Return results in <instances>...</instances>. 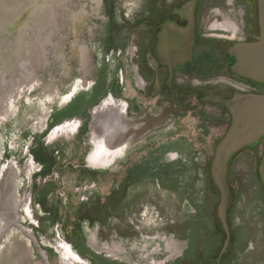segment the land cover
<instances>
[{"label":"flooded vegetation","instance_id":"flooded-vegetation-1","mask_svg":"<svg viewBox=\"0 0 264 264\" xmlns=\"http://www.w3.org/2000/svg\"><path fill=\"white\" fill-rule=\"evenodd\" d=\"M80 1L83 6L79 12L74 8L70 16L71 54L76 64L70 90L63 96L62 105L42 112L45 122L40 129L27 136L19 153L10 156L18 158L23 184L30 193V197L24 196L20 215L15 199L11 202L6 190L8 185L15 187L17 175L10 176L9 167L2 171L0 186L5 188L0 192V238L9 228H17L29 238L33 250L35 240H39L35 251L44 257L54 252L60 264L70 260L74 264L78 260L72 259L77 257L70 254L81 256L83 251L87 261L80 264H124L96 254L103 249L117 256L124 250L119 244L104 243L99 248L94 235L88 237L85 233L80 248L69 240L63 221H74L73 230L78 227L79 232L85 222L87 229L104 226L111 218L121 219L131 210L123 204L119 212L111 210L113 199H128L129 191L144 189L151 183L169 196L174 176L180 192L190 196L202 189L200 194L205 199L209 188H200L203 183L199 177L206 168L210 173L212 157L234 117L226 102L238 96L264 94V80L245 74L246 69L260 66L252 55L263 50L264 0ZM22 2L24 6L28 0ZM92 14L99 17L87 21ZM83 29L93 46L79 43ZM37 40H33L30 50ZM78 74L82 85L77 83ZM47 97L50 99L52 93ZM237 156L259 159L262 178L264 134L236 150L228 169ZM9 163L13 172L17 171L13 162ZM68 174L74 178L73 189L91 186L84 193L77 192L76 206L64 211L61 204H70V200L62 201L58 191L60 180ZM109 177L114 178L109 191L102 195L100 184ZM48 198L54 206H49ZM230 203L229 189V229ZM97 208L103 213L90 216L89 212ZM137 212L140 218L147 216L146 210ZM44 220H49L48 237L52 240L48 244L41 240ZM214 223L211 232L216 245L207 251L198 247L191 257V245H187L177 263L171 258L179 249V241L172 235H155L154 239L164 242L163 252L157 255L161 261L150 264H234L231 254H237L238 249L245 253L261 250L256 257H245L249 262L241 260L238 264H258L257 257L264 258V246L233 247L232 229L229 245L223 251V244L217 245L221 230L225 238L217 213ZM157 249L154 247L152 253L156 254ZM61 255L68 260L62 262Z\"/></svg>","mask_w":264,"mask_h":264},{"label":"rangeland","instance_id":"rangeland-1","mask_svg":"<svg viewBox=\"0 0 264 264\" xmlns=\"http://www.w3.org/2000/svg\"><path fill=\"white\" fill-rule=\"evenodd\" d=\"M36 1L37 5L33 4L34 0H28L23 6L22 0H0V86L11 84L19 77L22 79L20 87L17 88L16 84L12 93L6 92L0 106L2 113H5L6 106H8L7 109L10 108L7 114L0 118V178L5 167L11 169L10 176H14L15 173L17 175L15 187L8 185L9 188L6 189L11 202L15 199L17 215H20L24 196L30 197V193L23 184L18 158L10 156L19 153L18 150L22 144H25L27 136L40 129L42 121L45 122L42 112L46 110L48 113L51 108L62 105L63 96L70 90L76 67L71 54L70 16L74 8L79 12L83 6V1L80 0ZM20 6L24 9L21 10ZM96 17H99V14H92L90 20L87 19V21H93ZM85 31L83 29L79 43L85 44L86 42L93 46L90 39L85 37ZM37 38L38 40L30 50V45ZM79 78L78 74L77 81ZM77 83L82 85L80 81ZM41 88H43L42 91ZM51 93L52 97L49 99L47 96ZM8 100L12 101L11 107L10 104L6 105ZM10 161L13 162L12 166L17 168V171L13 172ZM113 178L109 177L100 184L99 189L104 192L102 195L109 191ZM192 178L194 181L195 176ZM177 179L174 176L172 180L174 189L169 196L167 192L151 183L144 189L129 191L127 195L131 192V196H128V199L127 197H122L121 200L113 199L110 205L111 210L119 212V205L122 204L131 207V210L128 209L121 219L111 218L104 226L95 225L87 229V222H85L82 225V232H79L78 227L73 230L74 221L64 220L63 223L69 230V240L72 239V242L81 248L86 233L88 237L94 235L99 248L104 243L110 245L117 243L124 249L119 255L116 256L109 250L103 249L97 250L96 254L103 259L110 257L124 264H150L155 260L161 261L157 255L163 252L164 242L154 239L155 235H172L179 241V249L171 258L173 263H177L182 257V251L187 245H191V250L188 252L190 257L195 256L199 250L198 247H202L205 251L209 250L212 245H216L212 232L218 203L211 175L206 168L204 175L201 174L199 177V181L203 183L200 188H209L208 193H210L205 196V199L204 195L200 194L202 189H199L198 194L195 191L190 196L182 190L180 192L179 187H176ZM73 181V176L68 174L59 182L60 198L66 203L70 200V204H61V210L67 211V207L74 208L77 200L76 193L86 191L91 186L89 184L81 189H73ZM227 182L231 192V209H229L228 218L233 234L232 246L235 248L247 245L249 247L251 245L264 246L262 238L264 234V183L259 171V159L244 156L233 158L229 163ZM4 188L5 186H0V192ZM65 193L72 195L71 197L65 196ZM183 196L185 197L181 199ZM50 203L52 202L48 198V204ZM51 205L53 204L49 206ZM138 209L146 210L147 216L143 217V215L140 218ZM38 212V216H41L42 212L40 210ZM102 213L103 211L97 208L91 210L89 215ZM48 221L44 220L41 226L44 232L41 240L47 244L48 240H52L48 237L51 234ZM58 224L61 225L60 222ZM29 226L31 228V225ZM146 234L150 239L146 237ZM60 236L64 240L61 234ZM217 236L220 238L217 245L223 244V235ZM27 239L29 238L22 235L19 229L9 228L0 238V264L3 262H5L3 264H60L58 255L54 252L45 254L44 257L40 252L35 251L36 248L39 249V240L38 242L35 240L36 248L33 250ZM154 247L159 248L156 254L152 253ZM260 251L259 248L253 253H245L243 249H238L237 254L232 253L231 256L235 258L234 264H238L241 260L245 262L247 256L252 254L255 257L258 256L261 254ZM84 253L85 251L80 257L87 261L88 255ZM22 254L25 256L13 263ZM247 261L249 262L250 259ZM257 262L258 264L264 263V258L257 257Z\"/></svg>","mask_w":264,"mask_h":264},{"label":"water","instance_id":"water-1","mask_svg":"<svg viewBox=\"0 0 264 264\" xmlns=\"http://www.w3.org/2000/svg\"><path fill=\"white\" fill-rule=\"evenodd\" d=\"M262 45L263 50L256 53V55H252L255 57L254 59L257 60L256 62H258V65L260 66L246 69L245 72V74H248L258 80H264V44ZM247 48L250 50L252 47L248 46ZM248 52L249 51H247L245 55L247 56L245 57V60L248 59ZM226 103L232 108L234 117L229 130L219 142L215 150L211 160L210 170L212 182L217 187L219 193L216 213L225 233L223 251L230 242V229L227 223V206L229 199V187L227 182L228 161L236 150L240 149L251 139L260 134H264V94L250 95L248 97L238 96L233 101ZM261 171L264 182V158L261 164ZM75 255L77 256V259L72 260L78 261L74 264H80V261L84 262L78 254ZM64 258L61 255L62 262L67 259ZM66 262L72 264L71 260Z\"/></svg>","mask_w":264,"mask_h":264},{"label":"bare ground","instance_id":"bare-ground-1","mask_svg":"<svg viewBox=\"0 0 264 264\" xmlns=\"http://www.w3.org/2000/svg\"><path fill=\"white\" fill-rule=\"evenodd\" d=\"M32 68V67H31ZM29 73H30V71H29ZM20 78V77H19ZM18 78V79H19ZM16 79L17 81H15V82H13V83H11V84H7V85H5V86H0V106H1V103H2V99H3V97L8 93V91L10 92V93H12V91H13V89H14V87L16 86V84H17V88H18V86L19 85H21V82H22V79ZM20 87V86H19ZM7 92V93H6ZM11 100H13V99H11ZM4 103H5V100H4ZM7 104H10V107H11V104H12V101H9L8 100V102H6V105ZM7 107L8 106H6V108H5V113H2V111H0V118H2V116L4 115H6L7 114V112H8V110L10 109V108H8L7 109ZM102 150V149H101ZM71 255V257L72 258H76L77 256L75 255V254H70Z\"/></svg>","mask_w":264,"mask_h":264},{"label":"trees","instance_id":"trees-1","mask_svg":"<svg viewBox=\"0 0 264 264\" xmlns=\"http://www.w3.org/2000/svg\"><path fill=\"white\" fill-rule=\"evenodd\" d=\"M221 233H222L221 235H223V232H222V230H221ZM223 238H224V236H223Z\"/></svg>","mask_w":264,"mask_h":264}]
</instances>
